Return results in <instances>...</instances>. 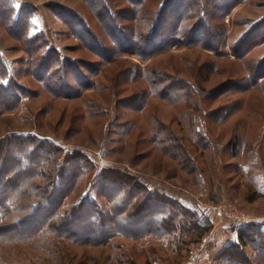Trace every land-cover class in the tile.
Instances as JSON below:
<instances>
[{"label": "rangeland", "instance_id": "obj_1", "mask_svg": "<svg viewBox=\"0 0 264 264\" xmlns=\"http://www.w3.org/2000/svg\"><path fill=\"white\" fill-rule=\"evenodd\" d=\"M165 1L146 0L138 22L145 20V12L156 15ZM114 2V11L128 6L124 0ZM195 2L204 13L200 20L188 24L197 25L203 20L213 31L221 32L211 47L171 48L148 60L137 53L119 54L100 69L95 89L78 98L27 94L18 108L0 116V140L32 135L55 143L63 149V158L77 153L86 156L93 170L81 179L75 195L66 203L68 208L87 197L94 199L102 176L120 180L123 175L128 184H132L129 179H137L152 192L162 191L178 198L182 206L198 216L196 222L209 231L203 235L197 230L190 234L174 231L167 237L149 236L139 241L117 237L107 246H79L52 238L28 246L0 243L4 264H202L216 253L212 240L222 226L233 232L254 223L255 210L244 204V198L254 193L247 175L262 182L259 168L264 167V0ZM191 3L170 0L159 23L156 43L168 38L172 26L186 16ZM180 6L166 25L165 16ZM2 7L16 13L22 7L28 8L23 16L29 20V36L42 34L46 50L68 60V64L77 62L81 73L91 76L85 63L98 59L68 29L70 11L90 21L100 36L105 34L92 23L95 21L82 0H0ZM2 16L0 55L9 78L16 76L20 85L40 91L32 78L19 74L26 70L20 64V60L27 59L24 43L7 30L9 13ZM138 22L131 24L133 28ZM204 33V29L199 31L194 40H202ZM249 42L256 43L247 50ZM108 46L115 48L113 44ZM242 53L246 55L233 56ZM157 75L183 81L186 88L181 99L151 95L143 100ZM66 77L76 87L73 74ZM156 88L161 91L163 86ZM159 123L186 147L193 161L192 171L183 170L180 163L152 145V127L158 129ZM230 142L233 151L240 143L234 157L227 149ZM230 244L220 248L213 264H219L216 257Z\"/></svg>", "mask_w": 264, "mask_h": 264}, {"label": "trees", "instance_id": "obj_2", "mask_svg": "<svg viewBox=\"0 0 264 264\" xmlns=\"http://www.w3.org/2000/svg\"><path fill=\"white\" fill-rule=\"evenodd\" d=\"M82 1L89 8L95 21L92 23L97 25L101 34H105L100 36L90 21L70 11L71 18L66 21L68 29L81 45L98 59L95 63H85L84 67L91 74L88 78L81 73L77 62L69 61L68 64V60L62 59L58 54L54 55L52 50H46L42 34L29 36V20L23 16L28 8L22 7L18 13L4 7L0 9L5 11L0 12V18L3 17L2 13H9L6 28L10 35L24 43L27 59L20 60V64L26 70H20L19 74L23 78H32L40 87V91L29 89L20 85L16 76L9 78L8 69L0 55V116L18 108L22 98L27 94L30 96L47 94L61 99L81 97L83 92L95 89L100 69L119 54L137 53L142 59L148 60L171 48L203 45L211 47L210 43H215L221 37L219 30L213 31V28L207 26L203 20L197 22V25L188 24L196 18L200 20L204 13V8L196 4L197 0H192L187 7L186 16L176 20L167 35L168 38L161 39L159 43H156L155 37L164 9L170 4V0L163 3L156 15L145 12V20L142 18L139 22L138 15L146 0H124L128 6L115 11L111 5H117L114 0ZM179 9L181 6L168 12L165 16L166 25ZM137 22L138 26L133 28L132 25ZM144 25L146 27L142 28ZM202 29L206 33L202 40H194V36ZM126 33H129L130 38ZM181 38H185L186 41L180 40ZM247 39L245 38L246 41ZM245 40L241 44L245 43ZM120 43L124 47L122 44L120 46ZM255 43L249 42L247 50L252 49ZM108 44H113L115 48L110 49ZM239 47L240 45L233 48V52ZM116 49L120 51L116 52ZM109 51L112 53L109 54ZM246 53L233 56L241 58ZM69 73L73 74V83L76 87L66 77ZM153 80V83L149 84L150 91L144 93L146 97L143 100L151 95L162 99L171 95L176 100L183 96L186 88L183 81L161 75L153 77ZM180 85L183 86L178 90L177 87H181ZM161 86L163 91L157 90L156 87ZM151 91L155 93L152 94ZM151 135L152 145L156 149L176 161L178 165L180 163L183 170L192 171L191 155H188L186 147L167 126L159 123L158 129L152 127ZM239 144L235 145L234 151L229 147L232 142L227 145V149L232 150V157L238 155ZM235 152L236 154H233ZM63 153V149L55 143L37 136L13 135L0 140L2 245L28 246L35 244L36 241L52 238L67 240L79 246H107L117 237L140 240L149 236L167 237L174 231L190 234L192 230H197L200 235L209 231L208 227L196 222L198 216L194 212L182 206L177 200L150 191L137 179H129L132 184H128L123 181V175H120L122 177L120 180L102 176L97 181L94 199L87 197L79 204L68 208L66 206L68 199L75 195L81 179L93 170V165L83 154L77 153L76 156L63 158ZM216 263L264 264V222L241 227L238 232V243H231L224 248L216 257ZM0 264H4L1 258Z\"/></svg>", "mask_w": 264, "mask_h": 264}, {"label": "crops", "instance_id": "obj_3", "mask_svg": "<svg viewBox=\"0 0 264 264\" xmlns=\"http://www.w3.org/2000/svg\"><path fill=\"white\" fill-rule=\"evenodd\" d=\"M242 168L245 169L244 163H240ZM262 169V170H260ZM248 170V169H247ZM260 172H261V178H262V182L252 178L250 175H247V177L249 178V182L254 186V193L250 196H248V198H244V204H246L247 206H249V208H253V210H255V214L254 216L255 221L254 223H262V221H264V167L262 168V165L259 168ZM261 182V183H260ZM160 194H164L169 196L170 194H167L165 192H158ZM170 197V196H169ZM172 198V197H170ZM242 198V197H241ZM175 200H177L178 202L180 201L178 198H173ZM181 203V202H180ZM185 208L190 209L188 207L185 206ZM238 230H234L233 232L227 231V228L225 226H222L220 228V230H218L215 234V238H213L212 241H215L216 243V253L212 256V258L208 259L206 262V260L203 261L202 264H213V259L214 256L217 255L218 251L220 250V248L222 246H225V244L228 243H238ZM212 234L210 233L208 237H210ZM128 239V238H126ZM130 240V239H128ZM133 241H139V240H134ZM215 247V246H214Z\"/></svg>", "mask_w": 264, "mask_h": 264}]
</instances>
